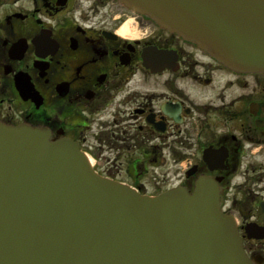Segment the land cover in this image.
<instances>
[{
  "label": "flooded vegetation",
  "instance_id": "obj_1",
  "mask_svg": "<svg viewBox=\"0 0 264 264\" xmlns=\"http://www.w3.org/2000/svg\"><path fill=\"white\" fill-rule=\"evenodd\" d=\"M91 2L0 0V124L68 138L146 196L210 179L249 264H264V72L232 71L143 16L124 34L129 10Z\"/></svg>",
  "mask_w": 264,
  "mask_h": 264
},
{
  "label": "water",
  "instance_id": "obj_2",
  "mask_svg": "<svg viewBox=\"0 0 264 264\" xmlns=\"http://www.w3.org/2000/svg\"><path fill=\"white\" fill-rule=\"evenodd\" d=\"M232 70L264 72V0H117ZM0 264H249L214 183L157 196L97 175L67 138L0 124Z\"/></svg>",
  "mask_w": 264,
  "mask_h": 264
},
{
  "label": "rangeland",
  "instance_id": "obj_3",
  "mask_svg": "<svg viewBox=\"0 0 264 264\" xmlns=\"http://www.w3.org/2000/svg\"><path fill=\"white\" fill-rule=\"evenodd\" d=\"M94 3H97V0H94V2H91V4H89V5H91V7H92ZM89 5H88V6H89ZM88 6H87V5H84V6H83V7H84V10H85L87 13L92 14L93 11H94V9H93V8H88ZM119 6H120V4H119ZM134 18H135V19H134ZM138 21H139V20H138V18L135 17V15H133V14H132V15H127V16L124 18V21H123L122 25L124 26L125 22H126V23H129V24H130L129 29H130V31L132 32L133 36L136 37V36H140V34H139L138 32L135 31V30H137V26H138V24H139ZM122 29H123V27H122ZM133 32H134V33H133Z\"/></svg>",
  "mask_w": 264,
  "mask_h": 264
},
{
  "label": "bare ground",
  "instance_id": "obj_4",
  "mask_svg": "<svg viewBox=\"0 0 264 264\" xmlns=\"http://www.w3.org/2000/svg\"><path fill=\"white\" fill-rule=\"evenodd\" d=\"M129 27H130V24L125 22V24H124V26H123V29H122V32H123L124 34H129V35H130L131 32H130Z\"/></svg>",
  "mask_w": 264,
  "mask_h": 264
}]
</instances>
